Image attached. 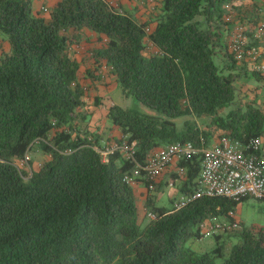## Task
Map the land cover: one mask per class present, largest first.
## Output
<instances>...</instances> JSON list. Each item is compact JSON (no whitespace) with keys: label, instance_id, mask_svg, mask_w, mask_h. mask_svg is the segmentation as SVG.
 <instances>
[{"label":"trees","instance_id":"trees-1","mask_svg":"<svg viewBox=\"0 0 264 264\" xmlns=\"http://www.w3.org/2000/svg\"><path fill=\"white\" fill-rule=\"evenodd\" d=\"M232 2L162 0L151 21H137L105 0H61L48 19L33 14L32 0H0V35L10 45L0 57V264H264V228L240 231L227 256L219 239L231 238L229 230L213 233L208 251L189 246L206 236L201 225L251 197H202L179 210L148 197L142 211L125 181L176 141L264 138V110L234 105L237 81L262 77L248 60L235 61L230 41L218 43L219 24L231 35L236 23L246 25L247 38L257 28ZM85 31L103 42L85 76L95 81L104 70L115 91L147 111L86 94L75 57ZM90 108L105 110L108 131L120 137L91 132ZM183 118L192 119L179 128ZM122 143H135L132 158L100 153ZM37 152L46 160L34 168ZM179 166L181 191L191 192L199 158Z\"/></svg>","mask_w":264,"mask_h":264},{"label":"built area","instance_id":"built-area-1","mask_svg":"<svg viewBox=\"0 0 264 264\" xmlns=\"http://www.w3.org/2000/svg\"><path fill=\"white\" fill-rule=\"evenodd\" d=\"M41 10L46 11L45 8ZM246 25H238L233 31L230 39V51L237 63L248 60L251 68L261 75L264 83V54L263 51L250 45L245 34ZM147 30V29H146ZM258 37L264 36V19L256 28ZM264 145L263 137H256L245 143L225 136H217L216 141L204 146V139H200V145L191 141H176L160 147L150 153L144 166H136L133 175L126 176L125 181L134 185L138 180L145 181L146 190L152 193L155 190L157 179L173 164L199 158V175L193 190L182 193L173 203V209L179 210L186 207L194 200L202 197H222L225 199L239 201L240 198L249 196L252 199L264 200V158L257 154ZM135 143L127 146L125 143L105 147L100 153L106 157L115 150H121L125 157H133ZM104 147V146H103ZM143 172V174H141ZM185 170L177 169V174L183 176ZM173 181L168 183L173 187ZM148 216H154L149 213ZM239 221L222 225H210L202 231L210 235L214 229L222 231L239 228ZM206 235V236H207Z\"/></svg>","mask_w":264,"mask_h":264},{"label":"crops","instance_id":"crops-1","mask_svg":"<svg viewBox=\"0 0 264 264\" xmlns=\"http://www.w3.org/2000/svg\"><path fill=\"white\" fill-rule=\"evenodd\" d=\"M61 0H32V11L33 14L36 16H40L43 18L48 19V11L56 5ZM108 2L111 6L120 9L122 12L132 16V13L134 14L132 17L136 19L137 21H151L152 17L155 16L158 10V6L161 3L162 0H105ZM233 6L235 7L236 12L244 13L246 16H248L251 19H257L258 23L260 20L264 18V0H233L232 2ZM45 8L46 11H42L41 9ZM247 21V20H245ZM239 24L236 23L232 28L234 29L235 26ZM232 29V31H233ZM256 29L250 32V35H248V41L251 44H254L258 46L262 51L264 50V36L258 37L256 35ZM231 33L229 29L221 24H219L218 29V43L220 46H225L228 41H230ZM102 40L100 41L98 37L90 32L85 31L82 35V38L80 39L78 46L75 47V57L81 63L78 78L83 83V85L86 87V94L93 97L95 95H108L115 91L116 84L114 82V77L110 76L108 73L103 71H94V75L98 76V79L95 81H91L90 78L86 77V73L88 69H93V66L91 65L90 60V54L91 50L94 48H98L102 45ZM9 52V44L8 42L0 35V57L1 55ZM249 70L250 66L248 65ZM250 82L254 83L257 87L255 93L257 97H263L264 98V83L262 80L256 81L252 77H247ZM245 78V79H247ZM110 85H107L109 84ZM264 102V101H263ZM93 109L90 108V112H92ZM92 127H91V126ZM89 130L91 132L100 131L102 133V140H105L106 137L109 136L110 133L113 135H116V137H120V133L117 129H110L109 125L107 126V129L100 130L99 128H96L94 124L89 123ZM97 126H99L97 124ZM104 127V125H102ZM105 128V127H104ZM108 131V132H107ZM218 135H215V137L212 138V142L216 141ZM211 142V143H212ZM102 146H104V141H102ZM261 157L264 158V148L261 149ZM179 164H173L171 165L158 179L155 183V188H158V191H153L152 193H148L146 190V185L141 182L137 181L132 187L134 190V193L136 195V199H138L137 203H142L144 206L146 203V199L148 197H152L155 204L157 206L162 207H170L172 208L174 201L178 198V196L182 193H185L181 191V188L184 185L185 182V173L183 176H179L177 174V169L179 168ZM185 170V169H184ZM170 181H173L174 185L173 187H169L168 183ZM166 189H171V195L169 197L170 205L164 206V205H158L156 203L157 198L155 196L156 193H162Z\"/></svg>","mask_w":264,"mask_h":264},{"label":"rangeland","instance_id":"rangeland-1","mask_svg":"<svg viewBox=\"0 0 264 264\" xmlns=\"http://www.w3.org/2000/svg\"><path fill=\"white\" fill-rule=\"evenodd\" d=\"M134 14L132 13V16ZM2 37L7 41V38L4 34H1ZM8 42V41H7ZM9 44V42H8ZM9 52H10V45H9ZM8 52V53H9ZM7 53V54H8ZM107 85H110L107 84ZM257 87L255 84L250 82L249 79H245L241 77L237 83H236V97H235V104L239 103H246V102H253L255 103L259 108L264 110V98L263 97H257L255 93ZM114 100V102L123 108H132L140 110V111H147V109L138 101L134 100L132 97H123L118 91H114L110 94ZM88 102H90V99H87ZM232 108V107H231ZM88 123H92L96 125V128H99L100 130L107 129L106 125L108 124L106 111L102 109H93L92 112H88ZM184 119L191 120L192 118H183L180 121H177L178 127L180 128L182 123L184 122ZM199 123V122H198ZM97 124L99 126H97ZM201 124V123H199ZM104 125V127L102 126ZM91 126V125H90ZM92 127V126H91ZM30 156L33 159V167L36 168L39 163H42L46 160V155L37 152V153H30ZM26 167V166H25ZM171 189H166L162 193H156L155 196L157 198L156 203L158 205H164L169 206L170 202L169 197L171 195ZM140 210L143 211V205L142 203H139ZM239 221V228L232 229L233 231L229 230L226 234L230 235L231 238L223 237L220 240V243L224 244V256H227L229 254L231 246L236 242V236L238 233L244 229L246 230H255L259 228H264V200H257L248 198L247 200L240 202L235 206L229 213L226 215H220L216 218L212 219L210 222H206L204 224L205 228L210 225H222V224H228L235 221ZM203 228V231L204 229ZM214 234L220 236L223 234L224 231L221 229H214ZM213 234V233H212ZM207 235L203 237L199 241H194L189 244L191 249H193L196 252H203L208 251L212 249L216 245V240L213 236ZM215 264H223V258L216 259Z\"/></svg>","mask_w":264,"mask_h":264}]
</instances>
